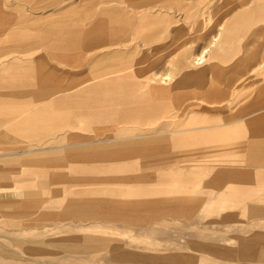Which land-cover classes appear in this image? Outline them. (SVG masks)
I'll use <instances>...</instances> for the list:
<instances>
[{"label": "crops", "instance_id": "1", "mask_svg": "<svg viewBox=\"0 0 264 264\" xmlns=\"http://www.w3.org/2000/svg\"><path fill=\"white\" fill-rule=\"evenodd\" d=\"M202 2L93 0L89 9L85 3L73 11L68 7L75 3H69L53 17L45 18H54L49 25H42L44 18L28 17L22 12L15 17L8 10L10 4L0 0V56L34 46L62 54L71 52L81 34L93 42H102L94 52L96 56L90 59V123L149 127V132L119 134L116 139L134 143L136 153L142 156L145 152L151 172L199 173V188L213 194L210 204L231 206L222 218L240 222V226H235L238 231L233 236L237 240L232 248L248 247L250 261L254 247H264V80L246 92L237 93L233 86L235 78L255 72L252 67H236L249 61L261 62L260 66L264 61V0H252L250 8L231 22L219 23L221 29L212 39L222 38V52L226 55L221 57L222 52L210 51L206 66H198L192 62L209 45V26L201 15H195L204 12ZM84 10H90L89 26L70 25ZM239 55L241 65L218 63L222 58L237 60ZM25 65L7 57L0 63V104H25L19 110H0L1 145L9 143V131L38 140L29 136L28 129L47 124L52 118L46 115L52 113L49 110L66 108L68 97L71 112L66 120L73 124L77 114L73 104L78 103L79 81L75 82L78 88L68 93L65 100L52 97L55 93L49 85H58L59 81L47 82L44 77H53L54 73H44L39 67L36 74L26 75L24 71L29 67ZM160 72L167 73L170 80L156 83L152 76ZM92 101L95 103L91 105ZM35 111L45 115L34 118L31 114ZM62 119L65 118L54 121L64 123ZM29 156L31 151L0 154L5 158L0 164L11 165L3 162L14 157L18 158H12L15 162L24 165L25 173L50 171L32 168L37 165L27 163ZM7 170L5 167L4 174ZM28 191L29 188L16 194L24 195L22 205L29 214L31 201L25 195ZM12 225L24 232L31 222ZM12 230L7 229L6 233L11 234Z\"/></svg>", "mask_w": 264, "mask_h": 264}, {"label": "rangeland", "instance_id": "2", "mask_svg": "<svg viewBox=\"0 0 264 264\" xmlns=\"http://www.w3.org/2000/svg\"><path fill=\"white\" fill-rule=\"evenodd\" d=\"M4 1L10 4L8 10L15 17L22 12L28 17L44 18L42 25H49L54 18H45L53 17L60 8L75 3L67 6L73 11L87 3L89 9L93 0ZM193 1H203L204 12L195 15H201L208 24L209 43L220 31L219 23L231 22L238 13L250 8L252 2ZM75 19L70 25L87 28L90 10L80 12ZM78 40L73 51L63 54L34 46L21 53L0 56V63L7 57L26 64L29 67L24 71L26 75L36 74L39 67L44 73L53 72V77H44L47 82L59 81L58 85H49L54 89L52 97L61 96L65 100L68 93L78 88L75 82L79 81L78 103L73 104L78 110L73 124L66 120L71 112L68 97L64 104L67 109L49 110L52 113L46 114L52 121L48 119L47 124L28 129L29 136L38 140L9 131V143L0 142V154L31 151L27 163L37 165L32 168L50 170L25 173L24 165L15 162L13 159L18 158L14 157L3 162L11 165L0 164V264H264V247H254L250 261H247L248 247L232 248L240 222L222 218V213L231 211V206L210 204L214 201L213 194L199 188L202 177L199 173L151 172L150 158L145 152L142 156L136 153L134 143L116 139L119 134L149 132V127L90 123V59L96 56L94 52L102 42H93L83 34ZM241 60V56L234 61L222 58L220 63L234 66ZM247 67L255 72L252 76L235 78L233 90L237 93L251 90L264 80V61L260 66L247 62L236 68ZM157 74L152 76L156 83L170 80L167 73ZM166 75L168 79L161 81ZM24 105L4 102L0 110H19ZM43 115L42 111L31 114L34 118ZM61 117L65 118L64 123L54 121ZM119 148L125 151L120 152ZM28 188L25 195L31 201L29 214L22 205L24 195L16 194ZM16 222L31 225L19 232L12 225ZM5 229L13 232L6 233Z\"/></svg>", "mask_w": 264, "mask_h": 264}, {"label": "bare ground", "instance_id": "3", "mask_svg": "<svg viewBox=\"0 0 264 264\" xmlns=\"http://www.w3.org/2000/svg\"><path fill=\"white\" fill-rule=\"evenodd\" d=\"M241 1V0H240ZM224 42L222 40L221 37H215L214 39H212L209 43V45L207 47H205L201 52H199L196 56V58L194 59V62H192L194 65H198V66H203L206 64V55L208 54V52L210 51H214V50H217V52H222L223 49H224ZM220 50V51H218ZM223 53V52H222ZM217 55V53H216ZM251 62V61H249ZM220 63V61L218 62ZM244 63H247V62H244ZM261 62H258V65L260 64ZM206 66V65H205ZM158 75V74H157ZM168 79V76L166 75V77H161V81L163 80H166ZM162 89V88H161ZM162 91V90H161ZM160 91V92H161ZM162 93V92H161ZM160 93V94H161ZM165 93V92H164ZM163 93V94H164ZM164 98V97H163ZM223 104V103H222ZM226 106V105H225ZM227 107V106H226ZM151 121V120H150Z\"/></svg>", "mask_w": 264, "mask_h": 264}]
</instances>
